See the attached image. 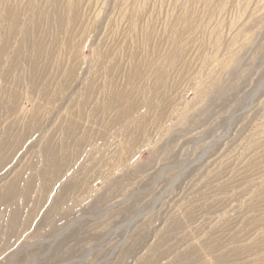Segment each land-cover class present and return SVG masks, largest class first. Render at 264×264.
I'll use <instances>...</instances> for the list:
<instances>
[{"label": "rangeland", "instance_id": "rangeland-1", "mask_svg": "<svg viewBox=\"0 0 264 264\" xmlns=\"http://www.w3.org/2000/svg\"><path fill=\"white\" fill-rule=\"evenodd\" d=\"M0 264H264V0H0Z\"/></svg>", "mask_w": 264, "mask_h": 264}, {"label": "bare ground", "instance_id": "bare-ground-1", "mask_svg": "<svg viewBox=\"0 0 264 264\" xmlns=\"http://www.w3.org/2000/svg\"><path fill=\"white\" fill-rule=\"evenodd\" d=\"M76 1H80V0H76Z\"/></svg>", "mask_w": 264, "mask_h": 264}]
</instances>
